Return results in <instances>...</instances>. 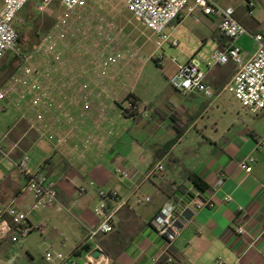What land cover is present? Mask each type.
I'll return each mask as SVG.
<instances>
[{"label": "crops", "instance_id": "crops-1", "mask_svg": "<svg viewBox=\"0 0 264 264\" xmlns=\"http://www.w3.org/2000/svg\"><path fill=\"white\" fill-rule=\"evenodd\" d=\"M84 3L73 15L54 21L38 45L27 50L29 61L13 52L0 58V88L8 104L18 110L12 127L0 136V146L10 159L28 154L29 170L46 174L57 191L51 209L30 210L33 196L24 188L25 179L9 159L0 160V203L13 200L33 224L45 225L41 240L34 231L19 243L0 241V259L25 251L35 262L38 250L49 246L83 264L88 251L73 252L88 243L89 251H102L90 264H264V147L256 148L264 136V109L250 114L240 106L249 122L232 117L231 124L221 125V96L237 66L232 61L207 65L213 50L226 43L219 19L196 7L192 14L184 10L166 29L176 46V38L182 41L187 55L176 61L171 76L178 65L198 58L213 89L207 97L175 90L169 79L146 80L138 68L128 72L127 66H116L112 35L80 26L88 24ZM235 17L248 30L236 40L248 59L256 48L252 35L264 34V26L236 11ZM124 28L133 34L135 27L126 23ZM129 98L148 116L126 115ZM248 155L254 158L250 173L240 167ZM160 161L163 174L150 175ZM116 165L128 170L130 177L116 174ZM190 175L207 184L203 194L212 205L196 211L167 248L150 221L165 203L187 200ZM79 187H84L83 194ZM99 189L117 191V210L112 232L89 242L86 232L99 220L94 214ZM225 196L230 200L224 201ZM238 227L245 232L237 234Z\"/></svg>", "mask_w": 264, "mask_h": 264}, {"label": "built area", "instance_id": "built-area-1", "mask_svg": "<svg viewBox=\"0 0 264 264\" xmlns=\"http://www.w3.org/2000/svg\"><path fill=\"white\" fill-rule=\"evenodd\" d=\"M30 0H0V58L6 52H13L27 62L31 59L30 51H23L18 45L19 33L15 23L18 13L27 5ZM57 1L67 10H75L82 0H39L35 10L40 13H47L52 2ZM127 10L137 17L141 23L149 29L157 39L160 46L170 42L172 46L177 45V41H170V35L166 29L185 10L187 14H192L196 7L201 8L203 14L215 16L219 19L218 29L225 37L226 43L222 49H215L210 55L208 66L224 65L232 61L237 66V70L231 80L224 87L223 91L228 92L231 97L238 102L241 108L250 114H256L264 109V34L256 33L252 37L256 48L254 53L244 59L241 48L236 44V40L248 33L235 17V10L230 6H221L214 0H122ZM192 2V3H191ZM249 14L253 8V3L248 1ZM197 20V18H195ZM158 57V62L161 60ZM176 63V59H173ZM201 61L196 57H191L187 62L178 65L176 72L169 78L170 86L184 93L199 92L207 97L213 95L212 87L205 80V73L200 69ZM5 97L4 91L0 88V101ZM125 114L131 118L148 116V112L136 101L128 100ZM264 147V136L257 142L256 148L261 150ZM9 159L12 166L25 179L24 188L33 196L30 210L51 209L57 202V191L55 184L46 174L39 171H30L28 168L29 156L22 154L18 159H10L8 153L0 146V160ZM254 158L248 155L240 161V167L250 173ZM116 174L122 178H129L130 173L121 165L114 168ZM164 172L163 162H158L150 175H161ZM92 185L93 182H90ZM84 187L78 188V193L83 194ZM188 198L183 203H165L158 214L154 216L150 225L165 240L166 247L169 248L180 236L193 215L199 209L211 206L212 202L206 198L203 191L193 184L187 189ZM98 206L94 208V214L98 216V224L86 232V240L93 241L97 236L112 232V216L117 210L116 204L118 193L116 190L97 191ZM148 200V198L146 199ZM230 200L225 196L224 201ZM45 232V225L33 224L28 212L20 209L12 200L8 203H0V241L19 243L28 237L32 232ZM237 234L244 233L243 227L236 229ZM92 252L88 251L84 255L83 264H90L94 260ZM46 261H69V255L61 252L47 251ZM169 262L172 257H168ZM155 261V259H153Z\"/></svg>", "mask_w": 264, "mask_h": 264}, {"label": "rangeland", "instance_id": "rangeland-1", "mask_svg": "<svg viewBox=\"0 0 264 264\" xmlns=\"http://www.w3.org/2000/svg\"><path fill=\"white\" fill-rule=\"evenodd\" d=\"M214 1L221 6L234 8L237 15L248 20L257 19L264 26V0ZM248 1L254 5L251 9V14H249L247 7ZM38 2L39 0H30L17 16L15 27L19 36H21L19 47L23 51L36 47L40 42V36L53 28L52 26L56 19L61 20L75 13L73 10L65 9L57 1L50 4L51 12L48 13L49 15L40 13L35 10ZM84 4H86V11L83 12V15L87 17L88 24L80 26L88 27L84 30L112 35L114 44L113 63L116 66H127L128 72L132 71L131 68H138L141 70L144 79L164 82L171 77V72L175 68L176 63L173 59L180 63L186 58L187 55L182 52V41L180 39L176 38L179 44L176 47H171L167 42L159 46L156 36L127 10L122 0H85ZM126 23L134 25L133 34H127L125 31L124 25ZM80 26H78L79 29H81ZM57 30L62 31L63 29L58 26ZM159 56L162 58L160 62L157 60ZM200 68H204L203 63H200ZM222 99L224 101H220L222 102V105L220 104L221 125L231 124L232 117L236 121L239 118V122H249V115L244 113L238 102L228 92H224L221 96ZM223 104L226 105L224 109L226 115L222 111L224 108ZM1 107H6V110H2ZM17 114L18 110L14 106L9 105L5 98L0 101V136L4 135L12 127L18 116ZM133 132L129 131L130 134ZM135 137L140 139L138 136ZM44 141L46 140L44 139ZM44 141L41 140V144L45 145ZM36 158L39 159L38 156ZM96 206H98V203ZM39 239L41 240L40 236ZM46 251H51L49 246L38 250L35 255V262H32L25 251H21L19 255L1 258L0 264H46Z\"/></svg>", "mask_w": 264, "mask_h": 264}, {"label": "trees", "instance_id": "trees-1", "mask_svg": "<svg viewBox=\"0 0 264 264\" xmlns=\"http://www.w3.org/2000/svg\"><path fill=\"white\" fill-rule=\"evenodd\" d=\"M22 34V33H21ZM21 43V36L18 38V45ZM132 101H135L132 98H129ZM191 183L200 189L201 191H205L207 189V184L197 175H190L189 176ZM90 250V244H83L78 250H74L73 254L74 255H79L81 251H89Z\"/></svg>", "mask_w": 264, "mask_h": 264}, {"label": "water", "instance_id": "water-1", "mask_svg": "<svg viewBox=\"0 0 264 264\" xmlns=\"http://www.w3.org/2000/svg\"><path fill=\"white\" fill-rule=\"evenodd\" d=\"M92 258H97L100 257L102 255V251L99 248H96L93 252H92Z\"/></svg>", "mask_w": 264, "mask_h": 264}]
</instances>
